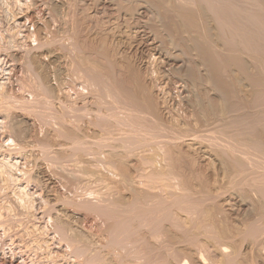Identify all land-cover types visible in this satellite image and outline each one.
<instances>
[{
    "label": "rangeland",
    "instance_id": "obj_1",
    "mask_svg": "<svg viewBox=\"0 0 264 264\" xmlns=\"http://www.w3.org/2000/svg\"><path fill=\"white\" fill-rule=\"evenodd\" d=\"M0 264H264V0H0Z\"/></svg>",
    "mask_w": 264,
    "mask_h": 264
},
{
    "label": "bare ground",
    "instance_id": "obj_2",
    "mask_svg": "<svg viewBox=\"0 0 264 264\" xmlns=\"http://www.w3.org/2000/svg\"><path fill=\"white\" fill-rule=\"evenodd\" d=\"M231 3V2H230ZM223 5V4H222ZM230 6V5H229ZM257 7V6H256ZM257 10V9H256ZM255 10V11H256ZM238 13V12H237ZM255 14V13H254ZM260 15V14H259ZM257 16V15H256ZM263 18V17H262ZM237 19H238V17H237ZM240 21V20H239ZM260 21V20H259ZM256 28V27H255ZM261 29V28H260ZM255 30V29H254ZM257 31V30H256ZM262 31H263V29H262ZM257 33V32H256ZM259 33H260V31H259ZM258 33V34H259ZM259 37V36H258ZM261 39H263V38H261ZM259 44V43H258ZM262 45V44H261ZM249 46V45H248ZM25 87H26V85H25ZM3 88V87H2ZM39 88V87H38ZM33 96V95H32ZM5 98V97H4ZM42 99V98H41ZM119 100V99H118ZM107 102V101H106ZM124 102H125V100H124ZM17 103V102H16ZM27 103V102H26ZM128 103V102H127ZM121 105H122V103H120ZM124 104V103H123ZM34 105V104H33ZM42 105V104H41ZM107 105V104H106ZM130 105V104H129ZM22 107V106H21ZM135 107V106H134ZM20 108V107H19ZM110 108V107H109ZM130 108V107H129ZM21 110V109H20ZM143 110V109H142ZM135 111V110H134ZM110 112V111H109ZM113 113V112H112ZM124 113V112H123ZM37 115V114H36ZM111 116V115H110ZM122 117V116H121ZM123 117H124V115H123ZM141 118V117H140ZM44 121V120H43ZM131 122V121H130ZM40 123V122H39ZM45 123V122H44ZM111 124V123H110ZM147 124V123H146ZM120 125V124H119ZM135 125V124H134ZM111 126V125H110ZM116 126V125H115ZM128 128V127H127ZM149 128V127H148ZM155 128V127H154ZM42 130V129H41ZM148 130V129H147ZM20 131V130H19ZM113 131V130H112ZM138 131H139V129H138ZM21 132V131H20ZM159 132V131H158ZM113 133V132H112ZM154 133V132H153ZM16 135V134H15ZM171 135V134H170ZM149 136V135H148ZM161 137V136H160ZM169 137V136H168ZM158 138V137H157ZM20 139V138H19ZM124 141V140H123ZM129 142V141H128ZM136 142V141H135ZM148 142V141H147ZM140 143V142H139ZM118 144H119V142H118ZM170 145V144H169ZM148 146V145H147ZM89 147V146H88ZM146 147V146H145ZM111 148V147H110ZM135 148V147H134ZM137 148V147H136ZM76 150V149H75ZM116 154V153H115ZM62 162V161H61ZM148 192V191H147ZM159 196V195H158ZM163 200V199H162ZM89 201V200H88ZM98 201V200H97ZM90 202V201H89ZM146 202V201H145ZM149 202V201H148ZM87 203V202H86ZM97 205V204H96ZM117 205V204H116ZM133 205V204H132ZM131 205V206H132ZM136 205V204H135ZM160 205V204H159ZM95 206V205H94ZM121 206V205H120ZM141 206V205H140ZM106 207V206H105ZM105 207H104V209H105ZM133 207V206H132ZM148 207V206H147ZM157 207H159V206H157ZM85 208V207H84ZM116 209V208H115ZM114 209V210H115ZM122 209V208H121ZM133 209V208H132ZM139 209V208H138ZM110 210V209H109ZM108 210V211H109ZM131 210V209H130ZM137 210V209H136ZM140 210V209H139ZM133 211V210H132ZM135 211V210H134ZM162 211V210H161ZM117 213H118V211H117ZM121 213V212H120ZM159 213V212H158ZM115 214H116V212H115ZM135 214V213H134ZM119 215V214H118ZM126 215V214H125ZM130 215H132V214H130ZM102 216V215H101ZM116 216V215H115ZM129 216V215H128ZM141 216V215H140ZM137 217V216H136ZM138 218V217H137ZM154 218V217H153ZM156 218V217H155ZM128 219V218H127ZM133 219H135L134 217H133ZM133 219H131V221L133 220ZM141 219V218H140ZM120 220V219H119ZM124 220V219H123ZM129 220V219H128ZM154 220V219H153ZM135 221V220H134ZM141 221V220H140ZM142 223H143V221H141ZM157 222V221H156ZM125 222H120V224H118L119 226H117L116 228L117 229H119L120 230V228L121 229H123V228H126L127 226H128V224H124ZM133 223V222H132ZM139 223V222H138ZM147 223V222H146ZM158 223V222H157ZM159 224V223H158ZM130 225H131V222H130ZM115 226V225H114ZM134 226V225H133ZM133 226H131V227H133ZM140 226V225H139ZM145 226V225H144ZM155 226V225H154ZM113 227V226H112ZM158 227V226H157ZM138 228V227H137ZM58 229H60V228H58ZM117 229H116V231H117ZM127 229V228H126ZM131 229V228H130ZM139 229V228H138ZM63 230V229H62ZM132 230V229H131ZM140 230V229H139ZM158 230V229H157ZM66 231V230H65ZM120 232V231H119ZM122 232V231H121ZM139 232V231H138ZM61 233V232H60ZM64 233V232H63ZM114 233V232H113ZM117 234V233H116ZM118 234H120V233H118ZM122 234V233H121ZM135 234H137V233H135ZM129 235V234H128ZM130 236V235H129ZM126 237V236H125ZM118 238V237H117ZM124 239V238H123ZM127 239H129V238H127ZM125 240V239H124ZM134 240V239H133ZM129 241V240H128ZM132 241V240H131ZM135 242V241H134ZM119 246V245H118Z\"/></svg>",
    "mask_w": 264,
    "mask_h": 264
}]
</instances>
